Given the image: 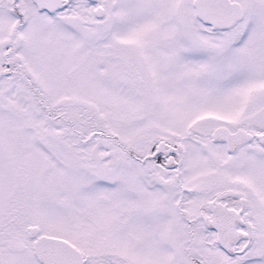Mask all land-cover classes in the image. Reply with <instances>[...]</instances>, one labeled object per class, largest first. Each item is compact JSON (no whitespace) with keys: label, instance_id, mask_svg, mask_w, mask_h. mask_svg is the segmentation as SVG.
Listing matches in <instances>:
<instances>
[{"label":"snow or ice","instance_id":"snow-or-ice-1","mask_svg":"<svg viewBox=\"0 0 264 264\" xmlns=\"http://www.w3.org/2000/svg\"><path fill=\"white\" fill-rule=\"evenodd\" d=\"M0 264H264V0H0Z\"/></svg>","mask_w":264,"mask_h":264}]
</instances>
